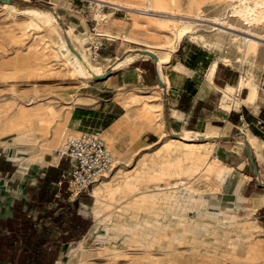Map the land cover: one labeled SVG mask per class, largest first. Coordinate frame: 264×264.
Listing matches in <instances>:
<instances>
[{
  "label": "rangeland",
  "instance_id": "1",
  "mask_svg": "<svg viewBox=\"0 0 264 264\" xmlns=\"http://www.w3.org/2000/svg\"><path fill=\"white\" fill-rule=\"evenodd\" d=\"M105 1L118 6L103 3L95 14L101 50L94 63L88 5L96 1L0 0V172H29L54 157L66 139L97 132L115 159L94 184L99 228L69 243L57 264H264L257 219L238 201L211 204L234 183L214 159L220 160L218 132L166 130L159 98L109 90L114 62L166 61L182 42L232 69L243 87L257 88L264 106V18L252 20L245 0ZM234 5L243 12L234 13ZM75 20L86 24L85 33L72 31ZM82 54L95 78L81 64ZM238 94L240 100L246 91ZM234 102L229 110L237 108ZM68 169L66 161L49 168L44 187L52 191L51 181ZM59 187L63 226L78 203L86 204L81 211L88 217L89 191L74 195L66 184ZM49 211L37 210V217Z\"/></svg>",
  "mask_w": 264,
  "mask_h": 264
},
{
  "label": "crops",
  "instance_id": "2",
  "mask_svg": "<svg viewBox=\"0 0 264 264\" xmlns=\"http://www.w3.org/2000/svg\"><path fill=\"white\" fill-rule=\"evenodd\" d=\"M70 25L72 31L78 34L85 33L87 27L80 20L70 22ZM160 62L133 57L127 63L114 62L110 92L124 89L127 93L140 92L145 97L159 98L163 110H166L163 123L166 130L218 132L221 149L220 160L217 157V161L228 170L225 177L234 180V183L230 186L231 192L227 187L215 195L211 204L224 208L238 201L264 230V106L258 104L257 88L253 87L252 94L253 89L243 87L242 78L233 75L232 69H223L204 49L182 42L168 55L166 61H162L161 65ZM244 91V98L237 100L238 92ZM233 99L234 105L238 106L229 110ZM116 105L119 110H125L118 103ZM221 105L227 109H222ZM105 136L109 137L107 133ZM59 164L60 161L55 157H47L45 165H33L29 172L21 170V167L13 169L10 174L3 175L0 172V221L11 218L14 205L17 204L22 212L38 223L39 228H49L54 235L56 229L52 228L50 216L37 217V210H51L57 216L54 210L58 209L61 215L64 214L63 206L57 208V204L62 202L58 184L61 172L56 181H51L54 185L52 191L44 187L49 186V168H58ZM97 189L92 186L88 193L85 192L91 203L88 217L81 211L86 207L85 203H78L80 208L76 207V214L85 221L90 218L92 223L86 225L87 230L78 241L85 240L99 228L93 215L96 212ZM40 197L49 201L42 202ZM59 235L60 232L54 237ZM69 243L62 244L59 255Z\"/></svg>",
  "mask_w": 264,
  "mask_h": 264
},
{
  "label": "trees",
  "instance_id": "3",
  "mask_svg": "<svg viewBox=\"0 0 264 264\" xmlns=\"http://www.w3.org/2000/svg\"><path fill=\"white\" fill-rule=\"evenodd\" d=\"M76 207L68 213L73 220L65 227L62 215L49 212L52 228L60 232L55 238L49 228H39L19 205H14L13 216L0 221V264H55L62 244L78 241L87 230V221L76 214Z\"/></svg>",
  "mask_w": 264,
  "mask_h": 264
},
{
  "label": "built area",
  "instance_id": "4",
  "mask_svg": "<svg viewBox=\"0 0 264 264\" xmlns=\"http://www.w3.org/2000/svg\"><path fill=\"white\" fill-rule=\"evenodd\" d=\"M88 9L94 13V26L89 31L94 38L88 48L90 60L94 63L98 61L101 50V43L96 37V26L99 22L95 14H101L103 7L91 2ZM242 120V117H240ZM56 159L68 163V171H64L59 176V185L66 184L68 190L74 195L87 192L97 181L102 179L112 168L114 158L107 150L106 145L97 132H84L78 137L66 139L62 147L53 152Z\"/></svg>",
  "mask_w": 264,
  "mask_h": 264
},
{
  "label": "bare ground",
  "instance_id": "5",
  "mask_svg": "<svg viewBox=\"0 0 264 264\" xmlns=\"http://www.w3.org/2000/svg\"><path fill=\"white\" fill-rule=\"evenodd\" d=\"M96 1V4L97 6L99 7H103V3L104 4H109V5H112V6H118V3H115V2H108V1H105V0H94ZM238 1V0H237ZM240 1V0H239ZM244 1V0H243ZM247 2V6H244V9L247 10L249 13H250V17H252L253 19L252 20H260V19H263L264 18V0H245ZM244 5V4H243ZM241 9V6H238V5H234L232 7V11L234 13H242V9ZM97 15H100L99 13H97ZM104 18L106 19L107 16H104ZM72 37L76 38V36L74 34H70ZM184 36V35H183ZM264 41V39H262ZM80 62L81 64L83 65L84 69L87 71L88 75L91 77V78H95L98 74L95 72V71H90V68L84 66V64H87V59H86V56L85 55H81L80 57ZM163 62L161 61L160 62V65L162 64ZM161 67V66H160ZM254 93V89L252 90V94ZM229 96V95H228ZM227 98V97H226ZM229 99V98H228ZM227 99V100H228ZM231 100V99H230ZM223 103V102H222ZM224 104V103H223ZM187 135V134H186ZM100 136L102 137V134H100ZM188 137V135H187ZM186 137V138H187ZM103 138V137H102ZM183 138V137H182ZM190 138V137H189ZM107 150H108V147L106 146ZM109 151V150H108ZM110 152V151H109ZM111 153V152H110ZM112 155V153H111ZM214 159L217 160V155H214ZM115 161V159H114ZM116 164V163H115ZM115 166V165H114ZM210 172V171H209ZM94 186V185H93Z\"/></svg>",
  "mask_w": 264,
  "mask_h": 264
},
{
  "label": "water",
  "instance_id": "6",
  "mask_svg": "<svg viewBox=\"0 0 264 264\" xmlns=\"http://www.w3.org/2000/svg\"><path fill=\"white\" fill-rule=\"evenodd\" d=\"M263 88H264V84H263Z\"/></svg>",
  "mask_w": 264,
  "mask_h": 264
}]
</instances>
